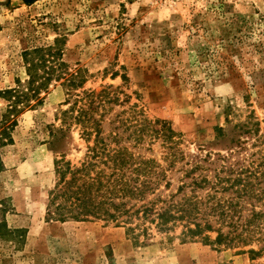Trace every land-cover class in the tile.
<instances>
[{"label": "rangeland", "instance_id": "1", "mask_svg": "<svg viewBox=\"0 0 264 264\" xmlns=\"http://www.w3.org/2000/svg\"><path fill=\"white\" fill-rule=\"evenodd\" d=\"M55 39L65 63L82 69L83 90L115 93L105 137L138 139L136 121L162 122L187 162L226 154L231 129L251 121L260 132L242 140L247 155L260 150L250 147L264 139V0H0V93L25 78L24 51ZM65 101L66 90L51 87L0 150V264H264V254L249 253L258 246L184 243L180 229L171 241L144 240L114 223L46 220L56 161L76 163L86 152L83 129L64 121ZM5 105L0 96V115ZM120 118L129 122L117 130Z\"/></svg>", "mask_w": 264, "mask_h": 264}, {"label": "trees", "instance_id": "2", "mask_svg": "<svg viewBox=\"0 0 264 264\" xmlns=\"http://www.w3.org/2000/svg\"><path fill=\"white\" fill-rule=\"evenodd\" d=\"M60 42L24 51L25 78L0 93L6 104L0 115V150L13 143L20 117L41 106L56 85L66 90L64 105L70 107L63 112L64 121L80 126L88 138L81 160L56 161L46 220L114 223L144 240L158 233L171 241L180 229L178 238L184 243L201 239L239 252L258 246L249 253L264 254V139H254L250 149L260 150L249 155L250 143L242 140L258 134L259 124L237 123L226 154L207 152L187 162L173 129L162 122L136 121L138 139H121L118 131L105 137L102 119L117 97L108 88L83 90L82 69L65 63ZM128 122L117 120V130ZM146 133L150 139H142ZM219 137H226L223 129ZM158 142L163 149L159 157L153 152ZM3 166L0 155V171ZM2 230H7L4 220L0 235Z\"/></svg>", "mask_w": 264, "mask_h": 264}]
</instances>
